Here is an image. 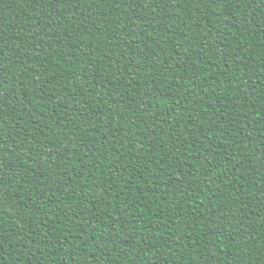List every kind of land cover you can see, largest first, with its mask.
I'll list each match as a JSON object with an SVG mask.
<instances>
[{
  "label": "trees",
  "instance_id": "trees-1",
  "mask_svg": "<svg viewBox=\"0 0 264 264\" xmlns=\"http://www.w3.org/2000/svg\"><path fill=\"white\" fill-rule=\"evenodd\" d=\"M0 264H264V0H0Z\"/></svg>",
  "mask_w": 264,
  "mask_h": 264
}]
</instances>
